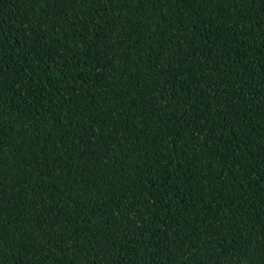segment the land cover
<instances>
[{"label": "trees", "instance_id": "obj_1", "mask_svg": "<svg viewBox=\"0 0 264 264\" xmlns=\"http://www.w3.org/2000/svg\"><path fill=\"white\" fill-rule=\"evenodd\" d=\"M0 264H264V0H0Z\"/></svg>", "mask_w": 264, "mask_h": 264}]
</instances>
